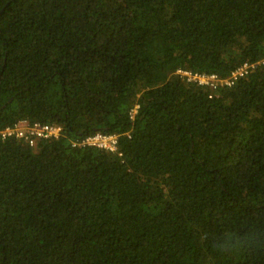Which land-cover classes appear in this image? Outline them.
Here are the masks:
<instances>
[{"label":"trees","instance_id":"trees-1","mask_svg":"<svg viewBox=\"0 0 264 264\" xmlns=\"http://www.w3.org/2000/svg\"><path fill=\"white\" fill-rule=\"evenodd\" d=\"M0 264H264V0H0Z\"/></svg>","mask_w":264,"mask_h":264},{"label":"built area","instance_id":"built-area-1","mask_svg":"<svg viewBox=\"0 0 264 264\" xmlns=\"http://www.w3.org/2000/svg\"><path fill=\"white\" fill-rule=\"evenodd\" d=\"M256 64L245 63L241 68L235 71L230 78H221L218 74H208L195 72L188 69H179L178 74L184 77L188 82L198 83L200 85L217 89L220 86L233 85L241 76L249 72V69L255 67ZM137 105L132 110V117L134 118L138 112ZM63 128L60 125L35 122L29 124L27 121H21L14 127H8L2 132L4 138L16 136L17 138H24L32 146H37L41 140L59 138L62 134ZM119 143V136L117 134L96 133L87 136L79 145L93 146L110 151H117Z\"/></svg>","mask_w":264,"mask_h":264}]
</instances>
